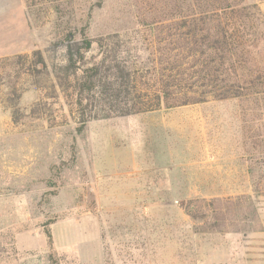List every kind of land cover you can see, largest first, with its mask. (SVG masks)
I'll return each mask as SVG.
<instances>
[{
	"label": "rangeland",
	"instance_id": "obj_1",
	"mask_svg": "<svg viewBox=\"0 0 264 264\" xmlns=\"http://www.w3.org/2000/svg\"><path fill=\"white\" fill-rule=\"evenodd\" d=\"M242 1L247 53L222 77L239 95L104 118L58 85V33L94 40L84 61L115 56L146 100L186 51L181 11L0 0V264H264V0Z\"/></svg>",
	"mask_w": 264,
	"mask_h": 264
},
{
	"label": "trees",
	"instance_id": "obj_2",
	"mask_svg": "<svg viewBox=\"0 0 264 264\" xmlns=\"http://www.w3.org/2000/svg\"><path fill=\"white\" fill-rule=\"evenodd\" d=\"M166 4L168 11H181L177 26L182 32L176 37V48L186 51L179 60L166 56V77L157 93L146 100H141L140 95H129L125 67L119 66L115 56L110 59V67L104 59L92 64L84 61L94 40L81 34L79 41H73L71 30L63 33L69 26L58 33V43L66 44V65L58 76V85L73 88L81 113L88 109V102L100 106L104 118H112L202 103L207 95L223 100L240 94L241 86L235 82L228 85L222 77L229 70L227 60L240 62L247 53L239 22L250 7L242 0H183L178 9L173 0H166ZM32 56L34 65L44 67L39 51ZM171 59L173 62H169ZM84 94L91 96L83 98ZM47 236L50 241L49 232Z\"/></svg>",
	"mask_w": 264,
	"mask_h": 264
}]
</instances>
